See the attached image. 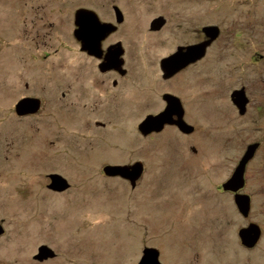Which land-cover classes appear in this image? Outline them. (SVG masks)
<instances>
[{
    "label": "rangeland",
    "instance_id": "374dc122",
    "mask_svg": "<svg viewBox=\"0 0 264 264\" xmlns=\"http://www.w3.org/2000/svg\"><path fill=\"white\" fill-rule=\"evenodd\" d=\"M103 1L0 0V264H137L147 246L162 264H264V234L252 249L238 236L251 220L264 229V0H111L123 5L133 66L159 58L161 42L204 39L205 25L221 30L184 74L195 133L166 127L152 137L137 122L161 108V89L152 85L146 108L133 95L89 93L73 54L75 9L104 18ZM160 15L167 26L149 32ZM242 87L243 115L230 97ZM28 94L50 101L40 115L17 117L14 105ZM255 142L246 219L221 185ZM136 160L146 170L133 188L102 170ZM54 172L66 189L47 188ZM41 244L57 257L34 262Z\"/></svg>",
    "mask_w": 264,
    "mask_h": 264
},
{
    "label": "flooded vegetation",
    "instance_id": "af4514ba",
    "mask_svg": "<svg viewBox=\"0 0 264 264\" xmlns=\"http://www.w3.org/2000/svg\"><path fill=\"white\" fill-rule=\"evenodd\" d=\"M112 2L113 1H111V0H105L102 2V5L104 4V12H105L104 18L102 17V15L100 13H98L97 8H94V7L81 6V7L76 8L74 13H73L74 14V20H75V12L78 9L86 8V9H89L91 11L93 10L95 13H97L99 20L101 22H103V23L107 22V23H110L112 25V27H110L111 30H109V31L107 30L105 33L104 32L99 33L101 36H103V35L104 36H103V38L99 44L100 50L94 52L93 54L89 53V51H88L89 49L87 47H85V45H84L85 42H83V38L81 36H79L80 33H78L77 36L74 35V33H73V36L75 37L76 40H75V47L72 49V51H73V54L75 56H77L79 59L81 58V61H82V65H81L82 75L81 76L83 77V81L90 83V87H92L89 89L88 92L89 93H91V92L95 93L96 91L94 92V88L96 87L97 89H100V91H103V93H105V92H108L111 94H114V93L118 94L119 93L121 96L133 95V96H135V100H134L135 103L139 107L146 108L147 105L153 101V100H151L150 97L152 94V90L155 89L154 87H152V85H155L159 89H161L160 92L157 94V99L159 100V103L162 104L161 108H159L157 110V112H152L150 110L147 111L146 115L142 118V120L148 115H153V114H157V113L162 112L164 110V108L169 103L168 99H167L168 95H171L173 97H176V99L179 100V101L178 100L177 101L181 104V107L184 110L182 118L184 121H186V110L184 108V99L182 97L184 95V87H183L184 83H185V81H188V80H184L185 79L184 74H185V72H189L190 69H192L194 66H196L195 64L199 60H195V62H190V63L186 64L183 68H179L177 65H174V66L171 65L172 69H168V70L163 69V66H161V62L163 59L172 56L173 53L179 47L187 46V45H194L195 43H198V42L205 40V38L199 39L198 41H194L192 43L191 42H183V44L177 43L175 46L173 45L172 47H170V44L161 42L162 46L161 45L160 46H161L162 51L160 52L161 55L159 58L153 60L150 65L147 64L146 62H142V63H140L139 66H133L134 63H132V62H133V59H135V57L131 56V54L133 52V50H132L133 46L130 47L127 43V40H128V37L130 34H128V32H127V30H129V28L125 29V20H126L125 11L123 9V5L121 4V2H114V4ZM110 3H112V4L110 5ZM161 17H163V16H161ZM156 18H158V17H156ZM74 20H73V23H74ZM163 20L165 22H164V24L160 25L159 28L154 29V28H152V26H149V32L160 33V31L167 26V25H165L167 23V21L165 20L164 17H163ZM151 23H150V25H151ZM75 28H76V25H75ZM201 29L199 31H201ZM129 32H130V30H129ZM139 44H141V43H139ZM139 46H143V44H141ZM139 46L137 48H139ZM168 46L170 47L169 50H171V51L167 50ZM108 49H110V53H111L110 56L112 57L111 60H108V58L105 55ZM165 50H167V51H165ZM45 57H47V56H45ZM188 82H191V80ZM26 86L28 87L27 84H26ZM64 95H65V93L63 92V96ZM98 95H99V93H98ZM142 96H146V98L142 99ZM28 97L36 98L39 101V103H38L39 108L35 112H29L26 114H17L16 113V106L14 105L15 106V109H14L15 115L17 117L26 118L29 116L40 115V113L43 112L46 108L45 103H48L50 101L49 98L43 97L42 95L35 96V95H30V94L25 95V96L21 97L20 99L28 98ZM171 99H173V98H171ZM176 99L174 98L173 100H176ZM248 101H249V99H248ZM247 113H248V111L245 114H247ZM176 117H177L176 114L172 115V120L173 119L175 120ZM142 120L137 122L138 123L137 129L141 135H144L146 137H152V136H154V134H157V133L164 131V129L166 127H170V128L173 127L175 129H177L180 133H182L186 136L188 134H194L195 133V127L192 124L191 125L193 126V131L186 134V133H183L179 130L177 124L166 123L164 125L163 129L158 131V132L153 131V132H150L147 134H143L139 130V125L141 124L140 122H142ZM186 122H188V121H186ZM95 125L105 126L104 123L101 121H97L95 123ZM53 129H54V127H53ZM47 135L53 136V133H48ZM47 139L48 138L45 137L43 143ZM192 151L196 152V149L194 147H192ZM256 151H257V149L255 150L253 157H251L246 162L245 169L243 172L244 184H245V179H246V175H245L246 170L249 167V165L251 164L250 162L255 158V156L257 154ZM240 159H239V161H240ZM135 162H141L142 168H143L141 175L136 180V184H137V181L139 180V178H141L144 175L146 168H145V164L142 160H136ZM238 162H237V164H238ZM130 165H132V164H130ZM54 173H57V172H54ZM54 173H51V174H54ZM233 173H234V171H233ZM104 174H105V172H104ZM232 174H231L230 178L232 177ZM106 176H109V175H106ZM48 177H49V175H48ZM113 177H117V176L113 175ZM118 177H120V176H118ZM66 180H67V178H66ZM226 181H224V182H226ZM223 183L221 185L222 189L232 193L233 198L235 197V194H237V193L238 194H245V193H242V189L245 187L244 184H243L242 188L235 190V191H232V190L225 189L223 187ZM48 184H46L47 188H49ZM130 184H131V182H130ZM250 202H251V197H250ZM234 204L236 206L235 198H234ZM236 208H237V206H236ZM238 211H239V209H238ZM249 213H250V210H249L246 217L243 216L241 213L240 214L242 215L243 218L247 219L249 216ZM250 223H256V222L251 220V221L247 222V225H249ZM256 224L258 225V227L261 230V234L259 236V240H260V238L264 234V229L259 223H256ZM0 226H1V230H2L0 233V237H1L6 231V230H4L2 220H0ZM244 227H247V226H242L241 228H244ZM238 236H239V234H238ZM259 240H258V243H259ZM258 243L256 245H254L253 247H248V248H246L242 243L241 244L246 249H252V248L256 247L258 245ZM41 245H45V244H41ZM41 245H38L37 249ZM56 255L57 254L54 251V255L47 256V258H43L42 260H39L38 258H34V256H35L34 255L33 260H34V262H38V263H47L48 261L55 259L57 257ZM6 263H7V261H5V263H2V264H6Z\"/></svg>",
    "mask_w": 264,
    "mask_h": 264
},
{
    "label": "water",
    "instance_id": "95a60500",
    "mask_svg": "<svg viewBox=\"0 0 264 264\" xmlns=\"http://www.w3.org/2000/svg\"><path fill=\"white\" fill-rule=\"evenodd\" d=\"M152 28H159L160 25L164 24L163 17L154 18L151 21ZM74 24L76 28L74 29L73 33L77 36L83 38V42L85 47L89 50V53H94L100 50V42L103 38L99 33L106 32L107 30H111L110 27L112 25L107 22H101L97 13L93 10H89L86 8L78 9L75 12V20ZM205 35V40L195 43L194 45H187L179 47L172 56L167 57L162 60L161 66L163 69L168 70L172 69V66L177 65L179 68H183L186 64L190 62H195V60H200L206 55L207 47L210 46L214 40L220 34L219 27L216 25H205L201 29ZM98 32V33H97ZM82 33V34H81ZM106 57L108 60H111V53L110 49L106 52ZM172 65V66H171ZM230 97L235 104V106L239 110V114L243 115L246 111V104L248 102V97L246 96L245 89L242 87L241 89L233 90L230 94ZM171 98H175L171 95H168V105L164 108V110L160 113L148 115L146 116L141 124L139 125V130L143 134H147L153 131H160L163 129L166 123L170 124H177L179 130L183 133H190L193 131V126L188 122L183 120V113L184 110L181 107V104L178 102L179 100H173ZM178 100V101H177ZM177 102V103H176ZM39 101L36 98L28 97L22 98L17 101L15 104L16 106V113L17 114H26L29 112H35L38 108ZM177 115L175 120H172V115ZM258 146V143L249 144L245 150L243 157L238 162L237 167L232 174V177L229 178L226 182L223 183V187L228 190H238L243 187L244 184V169L246 162L253 157L255 148ZM102 170L105 172L106 175H116L120 176L121 178H125L130 180L131 186H135L137 178L141 175L143 168L141 162H134L132 165L121 164V165H105ZM50 184L49 188L52 190H63L69 186V182L58 173L50 174ZM235 202L237 209H239L240 213L243 216H247L250 210V197L248 194H235ZM1 226H0V233H1ZM240 242L248 248L253 247L258 243L259 236L261 234V230L256 223H250L247 227L240 228L238 230ZM37 253L35 254L34 258H38L42 260L43 258H47V256L54 255V251L48 247L47 245H41L37 249ZM141 259L137 264H162L159 259V251L154 248L147 246L143 249Z\"/></svg>",
    "mask_w": 264,
    "mask_h": 264
}]
</instances>
